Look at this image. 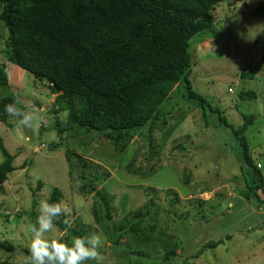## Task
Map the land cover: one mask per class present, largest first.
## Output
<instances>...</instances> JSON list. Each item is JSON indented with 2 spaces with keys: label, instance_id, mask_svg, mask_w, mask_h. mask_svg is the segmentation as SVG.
<instances>
[{
  "label": "rangeland",
  "instance_id": "1",
  "mask_svg": "<svg viewBox=\"0 0 264 264\" xmlns=\"http://www.w3.org/2000/svg\"><path fill=\"white\" fill-rule=\"evenodd\" d=\"M262 1L221 3L213 12L212 30L190 40V82L211 106L203 108L185 100L177 87L167 103L172 108L167 107L171 111L163 129L177 123L181 116L183 120L164 142V130L158 129L150 134L151 144L146 133L135 137L125 151L119 152L93 132L84 135L74 129L59 134L55 124L67 126L66 114H53L54 95L49 93L47 84L7 64L6 71L15 88L0 87V96L17 97L24 111L36 109V120L31 127L20 125L11 117L9 127L0 122V138L15 156L13 165L19 167L27 162L25 168L12 172L0 187V240L29 249L32 223L23 213L38 215L39 201L48 199L52 188L57 187L61 202L70 209V223L77 227L81 222L102 233L91 213L96 192L112 198V222L116 225L129 221L130 211L140 209L150 197H155V205L142 223L143 227L156 224L153 243H131L130 238L122 240L130 246L116 249L103 233L100 250L113 264H185V258L204 244L219 240L220 245L197 259L186 260L188 264H264V186L257 192L258 197H244L248 184L244 185L239 171V147L231 129L219 124L212 109H219L235 128L243 124L244 115L254 117L244 135L251 156L262 165L264 175V15L252 14ZM6 35L0 25V62ZM242 73L254 77L242 78ZM242 91H253L257 98L240 100L238 95ZM68 152L82 155L87 166L72 157L71 167ZM94 177L102 179L101 183H93L95 191L79 190ZM38 182L43 185L40 189ZM149 188L158 190L153 192ZM168 189L175 194L166 195ZM176 197L179 202L173 204ZM165 233L175 235L179 245L177 255L168 261L160 257L167 250L165 241L162 247L157 245L158 237ZM46 236L65 241L67 231L57 228ZM131 248L144 250L147 257L123 252ZM0 259L24 264L26 255L19 249L13 254L0 251Z\"/></svg>",
  "mask_w": 264,
  "mask_h": 264
},
{
  "label": "trees",
  "instance_id": "2",
  "mask_svg": "<svg viewBox=\"0 0 264 264\" xmlns=\"http://www.w3.org/2000/svg\"><path fill=\"white\" fill-rule=\"evenodd\" d=\"M231 1L234 0H0V25L7 34L1 50L0 87L15 88L6 71L7 64H13L35 80L47 84L49 93L54 95L53 114H66L67 126L61 127L59 122L55 124L59 134L74 129L84 135L93 132L108 140L119 152L125 151L135 137L146 133L151 144L150 134L154 130H164L171 111L167 107L172 108L167 103L177 87L185 100L203 108L211 106L204 96L193 90L190 82V40L211 31L215 8ZM252 14L264 15V0ZM241 77L253 78L254 75L242 73ZM238 96L240 100L257 98L253 91H242ZM14 102H18L17 106L23 110L17 97L0 96V122L6 126L10 125V117L4 107ZM212 109L218 115L219 124L231 129L239 147V171L244 185L248 184L244 197L248 200L258 197L257 192L264 186L262 165L253 160L244 135L254 117L244 115L243 124L235 128L219 109ZM182 120L181 116L177 123L163 131V142ZM0 154L3 158L0 162L1 187L12 172L25 168L27 162L15 167V156L8 152L1 138ZM72 157L87 166L82 155L68 152L71 167ZM80 178L85 179L83 174ZM101 181L100 177H94L79 190L91 193L96 187L93 183ZM42 186L38 182V189ZM172 191L168 189L165 193L175 194ZM95 195L92 217L113 247L130 246L133 242L153 243L156 224L143 227L142 223L144 216L150 215L155 197H150L140 209L130 211L129 221L116 225L112 222V198L100 191ZM61 197V191L53 187L48 200L61 202ZM178 202L177 197L172 201L173 204ZM198 202L202 204V201ZM23 214L29 217L32 225L36 224L37 214L30 211ZM7 218L8 214L6 222ZM64 218L57 221V228L61 231L66 230L62 222ZM98 230L80 222L77 227L72 225L66 230L65 241ZM130 238L131 243L122 242ZM162 241H165L167 250L164 248L160 257L168 261L177 255L179 245L172 234L159 236L157 245L162 247ZM221 243V240L207 242L186 257L184 263L188 264V260L199 258L206 250ZM17 249L26 257L29 255L28 248L0 240V251L13 254ZM123 252L129 256L147 257L142 249L131 248ZM0 264L17 263L0 259Z\"/></svg>",
  "mask_w": 264,
  "mask_h": 264
},
{
  "label": "clouds",
  "instance_id": "3",
  "mask_svg": "<svg viewBox=\"0 0 264 264\" xmlns=\"http://www.w3.org/2000/svg\"><path fill=\"white\" fill-rule=\"evenodd\" d=\"M228 91L231 92V89ZM17 104L18 102L6 104L5 113L17 119L20 125L31 127L36 120V109L24 111ZM37 212L36 224L31 227L32 238L26 264H113L99 250L105 239L102 232L73 236L70 242L46 236L57 229V221L61 217H65L62 222L66 230L72 228L66 218L70 209L65 204L43 199L39 201Z\"/></svg>",
  "mask_w": 264,
  "mask_h": 264
},
{
  "label": "built area",
  "instance_id": "4",
  "mask_svg": "<svg viewBox=\"0 0 264 264\" xmlns=\"http://www.w3.org/2000/svg\"><path fill=\"white\" fill-rule=\"evenodd\" d=\"M230 91V90H229ZM258 166H259V164H258Z\"/></svg>",
  "mask_w": 264,
  "mask_h": 264
}]
</instances>
